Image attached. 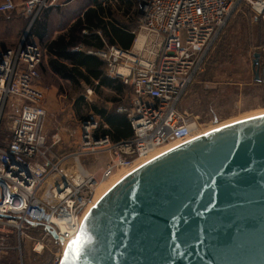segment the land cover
Masks as SVG:
<instances>
[{
    "label": "built area",
    "instance_id": "built-area-1",
    "mask_svg": "<svg viewBox=\"0 0 264 264\" xmlns=\"http://www.w3.org/2000/svg\"><path fill=\"white\" fill-rule=\"evenodd\" d=\"M76 0H23L21 15L30 27L53 9ZM134 42L130 50L106 46L87 51L106 65L109 77L120 79L131 91L125 115L132 135L118 142L96 136L97 123L83 124L80 144L73 152L54 156L59 135L48 143V111L40 88V65L46 51L26 34L16 49L0 59V264H24L28 232L46 231L33 240V252L42 254L53 243L60 264L68 243L79 233L96 187L119 171L126 174L143 160L168 147H177L202 135L198 117L182 110L183 103L205 72L208 58L242 5L250 4L264 17V0H136ZM14 0H2L0 14L16 11ZM142 42L139 48V39ZM78 47L76 50H80ZM264 54V46L261 48ZM92 95V90H87ZM173 147V148H174ZM107 155L96 172L81 160ZM17 238L19 244H10ZM63 240V243L60 242ZM19 253L16 262L10 254Z\"/></svg>",
    "mask_w": 264,
    "mask_h": 264
},
{
    "label": "water",
    "instance_id": "water-1",
    "mask_svg": "<svg viewBox=\"0 0 264 264\" xmlns=\"http://www.w3.org/2000/svg\"><path fill=\"white\" fill-rule=\"evenodd\" d=\"M253 57L260 82L261 54ZM262 117L196 137L123 177L82 223L95 237L87 264H264Z\"/></svg>",
    "mask_w": 264,
    "mask_h": 264
},
{
    "label": "rangeland",
    "instance_id": "rangeland-1",
    "mask_svg": "<svg viewBox=\"0 0 264 264\" xmlns=\"http://www.w3.org/2000/svg\"><path fill=\"white\" fill-rule=\"evenodd\" d=\"M85 0H76V3H84ZM102 2L104 0H101ZM133 8L128 14H123L113 2V11L116 12L115 17L120 23L126 25L129 31L135 28V18L137 12L136 0H132ZM17 13L21 9L17 8ZM17 15V14H16ZM0 15V52L5 46L7 49H16L22 38L28 34L33 37V29L35 23L30 27V21H24L23 17L17 15ZM237 22L234 29L231 27ZM227 47L225 53L221 56L217 55L222 40L226 37ZM264 46V17L257 15L252 5L244 4L232 19L227 29L225 30L221 40L212 50L203 75L197 80L192 87L190 93L186 97L182 110L187 111L194 117H198V122L202 125V135H205L214 130V127L221 125L226 126L231 123H236L245 120L255 113L264 112V81L255 82V76L252 69L255 53L261 54V48ZM218 57V58H217ZM264 64V59L261 60ZM261 63V69H262ZM41 81L40 88L45 92L42 83L44 81L42 71H40ZM262 76V71H260ZM43 79V80H42ZM53 83L52 79H48ZM131 91H128V93ZM47 110L48 118L46 123V133L51 139L58 134L66 144H60L65 150L59 151L71 152V147H76L80 144V135L84 121H89L93 116L97 123V134L101 133L102 123L91 112L92 108L97 107L101 110H107L109 106L106 104L109 100L115 97L110 91H102L96 93L95 99L91 102H86L84 105L76 104L78 95L59 94L47 95ZM127 99L119 105L111 108L110 112H116L120 107L129 105L131 95H127ZM50 105V106H49ZM245 118V119H243ZM211 130V131H210ZM55 133V134H52ZM51 134V135H50ZM7 133L2 131V140L7 138ZM58 150V151H57ZM107 161V155H95L84 158L81 164L84 169L89 172H96L102 168ZM126 171H119L110 179L98 185L105 190V186L109 185L114 176L125 175ZM125 177V176H124ZM123 179V177H122ZM97 189L95 195L97 193ZM95 198V196H94ZM96 205V204H95ZM46 231L28 232L32 240L25 239L22 243L24 264H56L55 255L59 248L53 243H49L48 247L42 254L33 252V240H39ZM10 244L16 246L19 244L17 238H11ZM13 256L12 261L2 260V263L16 262L20 254H10Z\"/></svg>",
    "mask_w": 264,
    "mask_h": 264
},
{
    "label": "crops",
    "instance_id": "crops-1",
    "mask_svg": "<svg viewBox=\"0 0 264 264\" xmlns=\"http://www.w3.org/2000/svg\"><path fill=\"white\" fill-rule=\"evenodd\" d=\"M14 1H15L17 8L22 9L23 0H14ZM1 2L2 0H0V3ZM91 7L92 5L90 4V0H85L84 3H76V1H73L68 4L46 10L41 16V17H44L43 22L46 23V28L45 30L41 29L40 31H38V33L35 34L32 38L35 42L41 45L42 48L46 51L44 62L39 67V70L42 71L43 79H44L42 83V86L45 89L44 94L46 93L47 95L51 96V95H59V94L63 95V94L72 93V94L78 95L76 98L77 99L76 104L84 105L86 102L88 101L91 102L93 99H95L96 93L101 94L102 91H110L115 95V97L106 103L109 106L106 112L115 113V114L124 116L118 111L116 113V112H110V110L113 106L119 105L120 103H122V101L128 98L127 95L131 94V92L128 93L130 89L127 86H125L124 83L120 79L109 77L106 74L104 62L100 58H98L97 56L88 54L82 49L81 46L76 47V48L80 47L81 48L80 50H76V48H74L73 50L75 53L83 51L86 53L87 56H94L95 58H97L99 63L100 62L102 63V65L97 70V73L94 75L91 73V71L87 69L86 66L77 64L68 56L63 57V56H58L56 54H50V52H48V47L52 43L57 42L58 40L61 41L62 39L60 38L64 39V37L66 36L65 42H68L69 37L67 36V34H68L69 29L75 24L77 20L83 19L85 12ZM14 14L15 15L17 14L23 17L21 15V11L20 13H17V11H15L13 13L6 14V15H14ZM0 15H4V14H0ZM23 19L24 21H30V19L25 18V17H23ZM38 21H40V19H38ZM106 21H110V20L106 19ZM117 27L119 29L124 28L122 26V23L120 24L118 23ZM129 33L132 34L131 31ZM83 34L86 35L88 34V32L83 31ZM74 52H72V56L75 60H85L84 56L74 54ZM69 56L71 57V55ZM52 65L55 68H57V70L54 69ZM46 77L48 79H52L53 83L47 80ZM88 89L92 90L91 96L87 95ZM45 106L47 109L46 96H45ZM92 110L93 112L91 113L97 119H99L100 122L102 123L101 133L97 134V132L95 131L96 136H99V135L101 136L103 135L102 134L103 130L109 129V125L104 122V118L101 115L97 114L94 111V107L92 108ZM91 120L95 121V118L91 116L89 121ZM48 143L50 144L52 143L50 138H48ZM60 144L64 145L66 144V141L61 138V142L53 146L52 153L54 156L59 157L67 153L63 151H59L60 154L56 153V148H58V150H65V148H67V147L62 148L61 146L63 145H60ZM69 147L70 149H72L71 152H73L74 149L77 147V145L74 148L71 147L70 145Z\"/></svg>",
    "mask_w": 264,
    "mask_h": 264
},
{
    "label": "trees",
    "instance_id": "trees-1",
    "mask_svg": "<svg viewBox=\"0 0 264 264\" xmlns=\"http://www.w3.org/2000/svg\"><path fill=\"white\" fill-rule=\"evenodd\" d=\"M113 2H117L115 5L123 12V14H128L132 10L133 2L132 0H90L92 5L85 14L83 19H79L75 24L69 29L67 36L69 37L68 42H65V37L60 38L61 41L52 43L48 47V52L50 54H56L58 56L66 57L68 56L74 62L79 65L86 66L92 74H96L99 67L102 63L98 62L97 58L94 56H87L85 52L87 51H100L105 49L106 46H117L123 50H130L134 42V36L130 34L128 27L124 24L123 29H119L117 24L119 20L116 19V12L113 11ZM133 3V4H132ZM43 18H40V21H36L33 29V34H37L38 31L45 30L46 23L43 22ZM109 19L110 21H106ZM237 22H234V25L231 27L235 28ZM83 31H87L88 34H83ZM229 31L226 33V37L222 40V44L218 50V57L225 53V48L227 47ZM64 42V43H63ZM77 46H81L85 52L75 53L73 50ZM78 54L84 56L85 60H75L72 56ZM71 55V57L69 55ZM217 57V58H218ZM264 59V54L261 53V60ZM90 60V61H89ZM53 66V65H52ZM105 71H106V65ZM262 69L260 71L264 72V64L262 63ZM54 67V66H53ZM57 70V68L54 67ZM99 73V72H98ZM67 76V75H65ZM94 111L101 115L104 118V122L109 125L108 130H103V136H108L113 142L121 141V139L129 138L132 135V130L129 125L127 117L115 114L107 113L106 110H100L97 107H94ZM0 137H2V131L0 132Z\"/></svg>",
    "mask_w": 264,
    "mask_h": 264
},
{
    "label": "snow or ice",
    "instance_id": "snow-or-ice-1",
    "mask_svg": "<svg viewBox=\"0 0 264 264\" xmlns=\"http://www.w3.org/2000/svg\"><path fill=\"white\" fill-rule=\"evenodd\" d=\"M87 219L86 217L85 220L87 221ZM94 243L95 237L88 225H82L80 232L67 245L62 264H87L84 257L87 256L88 250Z\"/></svg>",
    "mask_w": 264,
    "mask_h": 264
},
{
    "label": "bare ground",
    "instance_id": "bare-ground-1",
    "mask_svg": "<svg viewBox=\"0 0 264 264\" xmlns=\"http://www.w3.org/2000/svg\"><path fill=\"white\" fill-rule=\"evenodd\" d=\"M142 38H140L139 39V41H138V44H137V48H139L140 47V45H141V42H142ZM260 115H264V112L263 113H260V112H258V113H255L254 115H251L249 118H252V117H256V116H260ZM243 119H245V118H243ZM246 119H247V117H246ZM232 124V123H231ZM220 127H222L221 125H219V126H217L216 128L214 127V130L215 129H218V128H220ZM211 131V130H210ZM174 146H168V147H166V148H164V149H162V150H160V151H158V152H156L155 154H153L151 157H149L148 159H146V160H143V161H141L140 163H138V165H140V166H142V165H144L145 163H147L148 161H150V160H152V159H154V158H156L157 156H159V155H161V154H163V153H165L166 151H168V150H170V149H172ZM139 166V167H140ZM127 174L125 173V175H121V176H114V180L109 184V185H107V186H105L104 188H105V190H104V192H103V189L102 188H100L101 186H99V188L97 189V187H96V189H97V193H96V195H95V198H93V201H92V204L90 205V208H89V210H88V213H89V211L95 206V204H97L99 201H100V199L115 185V184H117L121 179H122V177H124V176H126ZM102 185V184H101Z\"/></svg>",
    "mask_w": 264,
    "mask_h": 264
},
{
    "label": "flooded vegetation",
    "instance_id": "flooded-vegetation-1",
    "mask_svg": "<svg viewBox=\"0 0 264 264\" xmlns=\"http://www.w3.org/2000/svg\"><path fill=\"white\" fill-rule=\"evenodd\" d=\"M260 78H261V81H262V79H263V81H264V75L262 74V76H261V74H260Z\"/></svg>",
    "mask_w": 264,
    "mask_h": 264
}]
</instances>
